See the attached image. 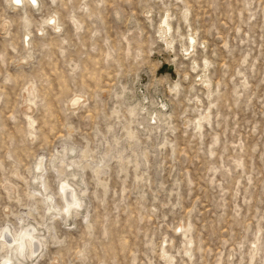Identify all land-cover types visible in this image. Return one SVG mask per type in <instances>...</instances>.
Masks as SVG:
<instances>
[{
	"label": "rangeland",
	"instance_id": "374dc122",
	"mask_svg": "<svg viewBox=\"0 0 264 264\" xmlns=\"http://www.w3.org/2000/svg\"><path fill=\"white\" fill-rule=\"evenodd\" d=\"M36 3L0 0V232L39 236L18 264H264V0Z\"/></svg>",
	"mask_w": 264,
	"mask_h": 264
},
{
	"label": "bare ground",
	"instance_id": "6f19581e",
	"mask_svg": "<svg viewBox=\"0 0 264 264\" xmlns=\"http://www.w3.org/2000/svg\"><path fill=\"white\" fill-rule=\"evenodd\" d=\"M30 4L36 3V0H26ZM15 2H21V0H15ZM37 4V3H36ZM164 28H161L162 33L166 31L169 27V23L165 18L163 20ZM191 42L193 41V37L190 38ZM192 46V43H190ZM205 80H203L204 82ZM72 104H76L78 102V97L74 96L71 98ZM29 124H31L32 120H29ZM72 164V162H70ZM36 170H40L43 168L42 160H38L35 165ZM41 171V170H40ZM39 177L41 174L39 171L35 172ZM59 186L61 188V193L65 197L66 207L64 211L68 214L72 212L74 209L80 207L81 201L78 197L77 193L74 190V186L71 187V184L67 182V180L59 181ZM66 188L69 191H66ZM52 207L49 205V208ZM8 226H6V232H0V249L5 248V256L3 257L2 264H18L22 261L28 254H34L36 252V248H34L35 240L39 238L37 233V227L28 224H23L20 228V232L17 234H10L8 232ZM7 233L10 234V237H7ZM32 256V255H31ZM15 259V260H13ZM14 263H13V262ZM16 261V262H15Z\"/></svg>",
	"mask_w": 264,
	"mask_h": 264
}]
</instances>
